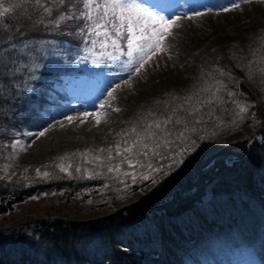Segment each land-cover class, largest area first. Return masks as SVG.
Instances as JSON below:
<instances>
[{
	"label": "trees",
	"instance_id": "16d2710c",
	"mask_svg": "<svg viewBox=\"0 0 264 264\" xmlns=\"http://www.w3.org/2000/svg\"><path fill=\"white\" fill-rule=\"evenodd\" d=\"M258 16L256 22L264 24V18ZM260 25L252 22L246 30L239 27L238 36L232 39L211 25L209 38L189 36L183 48L169 42L184 71L162 74L152 80L150 93L131 96L124 102L130 116L119 134L121 147L129 138L122 133L131 135L132 127L140 129L145 123L171 115L184 97L202 86L203 74L217 65L232 74L226 82L237 93V100L250 107V115L237 126L231 123L234 106L224 105L229 111L216 113L224 126L214 128L206 123L207 139L198 141L196 151L185 154L184 163L174 166L167 176L157 174L155 184L151 180L133 184L129 178L107 171L109 163L114 165L120 159L107 160L109 148L115 157L116 143L104 146V151L100 147L78 151L75 157L63 154L43 165L41 171L50 173L46 179L35 172L28 179L22 173L16 164L19 147L13 149L11 145L40 128L44 113L62 117L69 101L55 90L58 102L49 103L36 89L52 94L57 76L52 62L63 55L72 60L82 55L87 45L79 36L43 28L18 37L31 38L37 46L57 54L37 59L43 66L35 70L39 80L32 82L31 90L25 87L26 81L20 82L19 89L0 83V217L31 198L37 188L46 190L43 195L66 191L69 203L70 192L80 194L85 207L81 212L86 216L48 215L29 220L37 241L23 235L21 226L5 229L0 232V264H208L215 260V245L230 251L248 248L264 264V75L254 71L250 79L246 67L250 60L256 61L254 69L264 66ZM96 156L101 159L95 160ZM78 161L82 164L81 177L75 172ZM61 163L72 165L71 176L59 171L56 165ZM159 163L167 165L170 161ZM121 168L128 170L126 164ZM95 173L101 175L87 178ZM103 208L107 210L99 214Z\"/></svg>",
	"mask_w": 264,
	"mask_h": 264
},
{
	"label": "snow or ice",
	"instance_id": "6c2138e0",
	"mask_svg": "<svg viewBox=\"0 0 264 264\" xmlns=\"http://www.w3.org/2000/svg\"><path fill=\"white\" fill-rule=\"evenodd\" d=\"M251 2L252 0L239 2L228 0L220 4L192 0L188 11L180 15L167 0H0V83L9 88L19 89L20 82L26 81L25 87L31 90L34 87L32 82L39 80L34 74L35 70L43 66L36 62L37 59H47L50 55L57 54L55 51L49 53L42 46H37L31 38H18L25 37L28 31L43 28L69 36H79L80 42L87 45V51L93 57L92 64L119 63L120 71L108 69L107 74L115 76L128 74L127 79L108 84L101 94L103 96L106 92L108 99L100 104L99 112L81 114L84 119H81L80 123H84L91 116L98 126L101 123V116L108 115L106 108H112L116 112L121 110L114 102L118 98L116 92L122 83L128 84L132 76L140 74L146 65L151 66L150 61H155L157 57L173 58L176 53L167 41L170 38H178L175 29L182 27L179 23L181 20L191 21L210 14L219 16L239 10L241 4ZM165 11H171V15H165ZM88 59V56H84L78 63H84ZM255 63L256 61L250 60L246 65L250 79L254 71L264 75V66L254 69ZM261 64L264 65V57L261 58ZM51 67L54 72L60 71L55 61ZM156 67H159L158 62ZM104 72L105 69H100L96 75L102 77ZM231 77L232 74L219 65L209 68L203 74L202 86L184 97V102L176 105L171 115L145 123L140 129L134 126L131 128V135L122 133L129 138L123 141V147L120 143L116 144L115 157L112 154L113 149H108L109 162L115 158L120 159L114 165L109 163L107 171L109 173L115 171L118 176L129 178L133 184L148 180L155 184L158 182L157 174L167 176L174 166L184 163L185 154L196 151L199 147L198 141L207 139L206 123L213 124L214 128L224 126L223 119L216 114L229 111L223 107L224 105L234 106L230 113L231 123L239 126V123L250 115V107L247 103L237 100V93L230 89L226 79ZM36 92L49 103L58 102L59 98L55 95L54 88L50 89L52 94L41 93L39 89H36ZM65 119L71 124L79 118L66 115ZM57 123L61 127L65 126L63 122ZM47 130L45 128L35 135L37 138L42 137ZM26 135L34 134L28 132ZM11 147L25 149L20 140H16ZM94 159L100 160L101 157L96 156ZM159 161L170 163L164 165ZM124 164L128 170L122 171L121 166ZM56 167L61 173L72 175L69 171L71 164L65 167L61 163ZM35 171L39 178L50 177L47 171L42 172L39 168ZM75 172L80 173L81 168L76 167ZM100 175L95 173L87 178L94 179ZM7 178L11 180V176ZM121 183L125 181L121 180ZM127 186L125 183V187Z\"/></svg>",
	"mask_w": 264,
	"mask_h": 264
},
{
	"label": "rangeland",
	"instance_id": "374dc122",
	"mask_svg": "<svg viewBox=\"0 0 264 264\" xmlns=\"http://www.w3.org/2000/svg\"><path fill=\"white\" fill-rule=\"evenodd\" d=\"M167 2L173 5L174 11L177 14L183 15V13L188 11V6L192 0H167ZM204 2L222 4L228 2V0H204ZM234 2H239V0H234ZM177 4L180 6L175 7ZM156 10L159 11V9ZM200 10L206 11V9ZM164 14L171 15V11H165ZM258 15L264 18V0H252L250 4H241V9L239 10L223 13L219 16L210 14L191 21L183 19L179 22L182 27L175 29L178 38H170L167 43L170 42L172 45L178 44L183 48V44L193 38L194 35L200 40L209 38L213 33L211 25L217 30L220 28L223 36H228L232 39L238 36L239 27L241 30H246L248 26L252 25V22H255V26L261 24L259 29L260 34H262L264 33V24L256 22ZM252 18H254L253 21H251ZM185 34L187 40L183 39ZM189 36L191 37L189 38ZM175 53L172 59H168L167 56L155 58V61H150L151 66L146 65L145 70H142L140 74L132 76L128 84L122 83L121 88L116 92L118 98L114 102V105L121 110L116 112L112 108H106L105 111L108 115L107 117L101 116V123L98 126L95 123V119L91 116L84 123H80V120L84 119L81 114L84 112H99L100 104L108 99L106 92L103 96L101 95L108 84L123 81L128 78V74L122 73L120 76L108 75V69L120 71L119 63L113 65L106 62L94 65L91 63L93 57L86 49L82 55L75 56L72 60L64 55L57 57L55 63L60 71L57 72L52 86L56 91L64 93L68 97V106L62 117L59 116L60 114L56 115V113L52 115L44 113L39 124L40 128L31 131L34 135H27L25 139L20 140L25 145V149H19V154L16 156V164L19 165L22 173L27 174L28 179H32L31 177L35 176L34 172L36 173L35 170L37 168L41 169L43 165L57 160L63 154L69 153L75 157V153H78V151L87 152L100 147L104 149V146L111 147L113 143L117 144L121 128L126 127L124 125L125 118L130 116V110H126L128 105L125 106V101H129L131 96L150 93L152 80L159 78L162 74H169L173 70L184 71L181 67L180 58L177 52ZM84 56H88L89 59L84 63H78ZM157 62L159 63V67H156ZM100 69H105L102 77L96 75ZM66 115L78 117L79 119L69 124L65 119ZM58 121L63 122L65 126L61 127L57 123ZM102 126L105 127V130L100 128ZM45 128L48 129L45 135L37 138L35 134ZM247 137L248 135H244V138ZM81 165V162L78 161L80 168H82ZM77 174L79 175V173ZM79 176L81 177V173ZM45 191V189L37 188L36 192L32 195V197H37V199H32L31 197L22 204L15 205L14 211L1 216L0 232L9 228L19 229L21 226L20 229L23 231V235L37 241L38 239L34 236L35 227L27 223L29 220L48 215L65 217L86 216L81 212L85 207H82L80 203V194L70 192L72 203H69L67 202L66 191H49L43 195ZM106 210L107 208H103L98 213L103 214ZM212 252L216 257L215 260L210 259L208 264H261L256 259L254 253L248 248L230 251L227 248L222 249L215 245L212 248Z\"/></svg>",
	"mask_w": 264,
	"mask_h": 264
},
{
	"label": "bare ground",
	"instance_id": "6f19581e",
	"mask_svg": "<svg viewBox=\"0 0 264 264\" xmlns=\"http://www.w3.org/2000/svg\"><path fill=\"white\" fill-rule=\"evenodd\" d=\"M100 128H103V130H105V129H104V128H105L104 126H102V127H100Z\"/></svg>",
	"mask_w": 264,
	"mask_h": 264
}]
</instances>
